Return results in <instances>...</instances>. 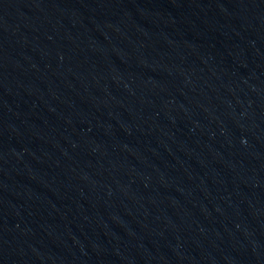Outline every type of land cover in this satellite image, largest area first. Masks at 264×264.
<instances>
[{
	"label": "water",
	"instance_id": "water-1",
	"mask_svg": "<svg viewBox=\"0 0 264 264\" xmlns=\"http://www.w3.org/2000/svg\"><path fill=\"white\" fill-rule=\"evenodd\" d=\"M0 264H264V0H0Z\"/></svg>",
	"mask_w": 264,
	"mask_h": 264
}]
</instances>
